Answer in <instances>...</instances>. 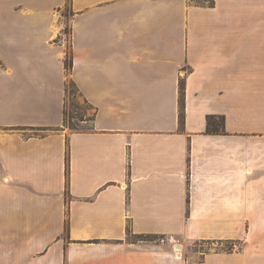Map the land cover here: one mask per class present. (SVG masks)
I'll use <instances>...</instances> for the list:
<instances>
[{
	"label": "crops",
	"instance_id": "crops-1",
	"mask_svg": "<svg viewBox=\"0 0 264 264\" xmlns=\"http://www.w3.org/2000/svg\"><path fill=\"white\" fill-rule=\"evenodd\" d=\"M0 264H264V0H0Z\"/></svg>",
	"mask_w": 264,
	"mask_h": 264
},
{
	"label": "rangeland",
	"instance_id": "rangeland-1",
	"mask_svg": "<svg viewBox=\"0 0 264 264\" xmlns=\"http://www.w3.org/2000/svg\"><path fill=\"white\" fill-rule=\"evenodd\" d=\"M61 14H62L63 20H65L67 22V27L63 31V34H64L63 36H64V39L66 41V47H67V52H66L65 59L67 58V61L69 62V57L71 55H70V50H69V47H68V36H69L68 23H69V20H70L71 12H70L68 3L65 6V8L62 10ZM66 70L68 72L70 71L68 69H66ZM66 90H67L66 104H67V114H68V116H67V122H66L64 127L66 129H68V130H70L69 129V125H74L76 128H80V129L88 128V126L90 125V122H88V121L81 122L79 119H80V116H82L83 119H85V120L90 119L93 116V114H94L93 110L91 109V107H89L86 104H84V101H83L81 96L76 94L74 96V98H72V96L69 94L70 81H69V83L66 86ZM72 101L75 103V106L78 109H75L74 107H72V105H71ZM145 239H147V238L146 237L141 238V240H145ZM128 240L137 241L139 239L134 237V236L129 235L128 236ZM214 247L215 246H208V245L207 246H203V245L201 246L200 244H197L196 246H193L192 248L195 251L200 252V251H205V250H208L209 248H214ZM216 247L217 248H226V247H232L233 248V245L223 244L221 246L219 245V246H216Z\"/></svg>",
	"mask_w": 264,
	"mask_h": 264
},
{
	"label": "trees",
	"instance_id": "trees-1",
	"mask_svg": "<svg viewBox=\"0 0 264 264\" xmlns=\"http://www.w3.org/2000/svg\"><path fill=\"white\" fill-rule=\"evenodd\" d=\"M64 66H65V69H68L70 70L71 69V66H72V58L71 56L69 57V62L67 61V58L65 59V62H64ZM180 114H179V123L182 124L183 122V86L181 85L180 87ZM66 94H67V90H66ZM69 94L72 96V98H74V96L77 94L79 96L80 93L77 89V87L75 86V84L73 82H70V90H69ZM84 104H86L87 106L88 103L86 100H84ZM72 107H74L75 109H78L76 106H75V103L72 101ZM90 107V106H89ZM78 115V114H77ZM67 104H66V100H65V103H64V107H63V125L65 126L66 122H67ZM93 119V116L90 118V119H83L82 116H80V121L83 122V121H88V122H91ZM223 127V118H220V117H214V116H208L207 119H206V131L209 132V133H214V132H218L220 128ZM69 129L72 131V132H81V131H84L86 130L87 128L85 129H80V128H76L74 125H69ZM136 238H138L139 240H141V238H143L144 236H134ZM148 238V237H146ZM225 244H230V243H225ZM230 245H233V244H230ZM223 251H226V252H231L233 250L232 247H226V248H222Z\"/></svg>",
	"mask_w": 264,
	"mask_h": 264
},
{
	"label": "built area",
	"instance_id": "built-area-1",
	"mask_svg": "<svg viewBox=\"0 0 264 264\" xmlns=\"http://www.w3.org/2000/svg\"><path fill=\"white\" fill-rule=\"evenodd\" d=\"M158 245H170L176 256H179L180 245L178 241L171 235L161 236L155 240Z\"/></svg>",
	"mask_w": 264,
	"mask_h": 264
}]
</instances>
